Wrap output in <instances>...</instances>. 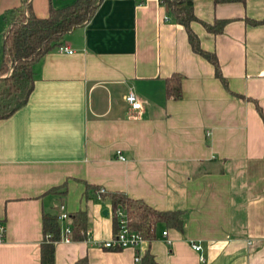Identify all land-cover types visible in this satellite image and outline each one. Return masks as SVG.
<instances>
[{"label": "crops", "instance_id": "0c3cea01", "mask_svg": "<svg viewBox=\"0 0 264 264\" xmlns=\"http://www.w3.org/2000/svg\"><path fill=\"white\" fill-rule=\"evenodd\" d=\"M76 1L32 0V10L45 18ZM23 7L0 0V62ZM194 12L191 27L226 84L160 0H103L64 37L73 53L60 46L35 64L28 103L0 120V264H42L44 216L62 203L71 216L62 230L87 210L92 240L112 239V205L93 187L183 211V230L161 223L138 249L58 241L55 264H264V0H195ZM220 20L219 33L204 25ZM176 75L179 100L167 96Z\"/></svg>", "mask_w": 264, "mask_h": 264}, {"label": "trees", "instance_id": "16d2710c", "mask_svg": "<svg viewBox=\"0 0 264 264\" xmlns=\"http://www.w3.org/2000/svg\"><path fill=\"white\" fill-rule=\"evenodd\" d=\"M102 1L77 0L68 7L52 8L48 17L41 18L33 12L32 0H23V9L12 16L5 32L0 62V120L9 118L28 103L35 86V64L49 52L62 46L63 39L68 33L87 24ZM160 1L174 19L187 28L193 50L214 65L217 77L226 84L227 81L222 74L217 55L203 49L199 36L191 27L192 22L199 20L194 12L195 0ZM227 22V20H220L215 25L207 23L204 25L208 31L219 33L223 31ZM2 72L7 75L1 76ZM181 80L180 75L169 80L167 96L177 100L182 98ZM258 109L264 119L263 110L259 105ZM93 189L99 198L110 201L116 223V232L119 230L116 215L118 209L125 212L129 227L141 233L145 240L152 241L156 238L157 227L161 223L183 230V211H161L149 205L144 199L132 198L125 192H101L103 189L101 187H93ZM71 226L72 239L85 240L88 231L87 210L74 213ZM44 228L46 240L42 248V264H55L56 242L61 239L62 232L59 216L46 214L44 216ZM147 262L159 264L150 257H147ZM74 264H89V259L82 257Z\"/></svg>", "mask_w": 264, "mask_h": 264}, {"label": "built area", "instance_id": "2783aa9c", "mask_svg": "<svg viewBox=\"0 0 264 264\" xmlns=\"http://www.w3.org/2000/svg\"><path fill=\"white\" fill-rule=\"evenodd\" d=\"M61 51H66L69 53H73L74 50L67 48L65 46L60 47ZM127 101L129 105L134 110H140L142 108V101L138 97V95L135 92H130L127 96ZM119 158L121 160H126L124 156L121 155V152L118 151ZM105 189H102L101 192H104ZM100 195V193H99ZM60 214L59 219L60 221L64 220H70L71 216L66 210V205L62 203L59 207ZM118 224H119V230L116 232L115 236L112 239L109 240H101V241H93L91 238V233L87 232V239L94 242V244L98 247L104 248V249H125V248H135L138 249L142 243L145 241V238L143 235L135 230H132L129 227L128 219L125 214V212L122 209H118L116 211ZM72 233V226L71 223H69L61 232V239L58 241H64V242H72L73 239L71 237ZM164 235H167V232H164ZM7 236V226L3 220H0V243L4 242L6 240ZM48 237H50L48 235ZM57 241V242H58ZM193 248L197 251H202V245L199 243H193ZM202 261L205 260V258L201 255ZM142 260L140 252L137 253L135 257V261L137 263H140Z\"/></svg>", "mask_w": 264, "mask_h": 264}, {"label": "rangeland", "instance_id": "374dc122", "mask_svg": "<svg viewBox=\"0 0 264 264\" xmlns=\"http://www.w3.org/2000/svg\"><path fill=\"white\" fill-rule=\"evenodd\" d=\"M6 75H7V74H5V72H2V73H1V76H6Z\"/></svg>", "mask_w": 264, "mask_h": 264}, {"label": "water", "instance_id": "95a60500", "mask_svg": "<svg viewBox=\"0 0 264 264\" xmlns=\"http://www.w3.org/2000/svg\"><path fill=\"white\" fill-rule=\"evenodd\" d=\"M105 213H107V211Z\"/></svg>", "mask_w": 264, "mask_h": 264}]
</instances>
